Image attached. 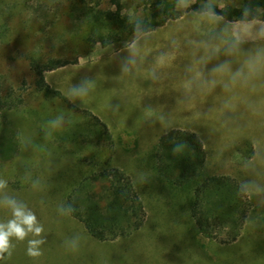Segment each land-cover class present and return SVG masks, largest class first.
<instances>
[{"label":"rangeland","instance_id":"rangeland-1","mask_svg":"<svg viewBox=\"0 0 264 264\" xmlns=\"http://www.w3.org/2000/svg\"><path fill=\"white\" fill-rule=\"evenodd\" d=\"M139 1L0 0V90L3 96L10 93L22 98L15 109L0 108V179L7 182L0 198L7 195L26 204L43 226L45 240L40 246L42 255L31 257L27 254L28 240L38 237L29 234L24 241L13 238L11 256L5 254L0 264H264V108L251 114H246L247 109L234 111V123L249 126L259 138L241 142L240 154L235 151L233 156L218 157L212 142L198 135L204 148L207 146L209 174H231L246 187L244 198L250 205L236 240L225 243L201 235L188 210L191 196L186 188L159 182L148 156L163 128L152 125V118L138 109L133 118L124 115L132 110L119 107L110 111L107 119L116 124H110L116 143L113 164L134 179L145 208L144 224L130 236L101 241L66 208L67 194L89 171L84 160L80 161L84 151L66 137L88 130L92 119L81 110L84 93L73 95L76 100L72 102L80 107L76 110L39 87L45 79L63 95L72 96V85L84 87V76L75 80L71 72L74 66L45 70L42 65L33 70L30 59L36 57L44 63L56 57L83 62L94 47L84 38L90 27L81 10L85 6L115 10L119 5L122 13L140 16ZM192 2L185 0L183 4ZM110 45L123 46L119 42ZM254 47L262 49L257 57L249 54L250 66L255 69L248 68L247 62L243 69L250 72L249 92L244 97L252 103L257 98L264 101V43ZM88 102L96 105L95 97L91 95ZM202 118L199 124L211 125L210 117ZM76 138L77 142L81 139ZM10 142L17 145L14 156L3 157ZM231 152L228 149V154ZM104 155L107 157V151ZM10 218V209L0 204V222ZM226 231L230 232L229 225L222 237Z\"/></svg>","mask_w":264,"mask_h":264},{"label":"crops","instance_id":"crops-1","mask_svg":"<svg viewBox=\"0 0 264 264\" xmlns=\"http://www.w3.org/2000/svg\"><path fill=\"white\" fill-rule=\"evenodd\" d=\"M261 42L264 20L229 21L219 14L190 11L136 35L127 45H95L83 62L63 66L75 67V80L84 76V87L72 85V96L66 97L72 102L74 94L84 93L81 109L95 114L111 131L110 111L122 107L132 110L124 115L135 118L138 109L152 118V125L161 126L162 133L190 130L212 142L216 156H233L243 151L241 142L259 139L249 126L234 123L233 113L237 108L247 109L246 114L264 108L259 98L252 103L244 97L250 72L243 69L246 62L255 69L249 54L262 53L254 47ZM91 95L96 105L88 102ZM204 115L211 125L199 124ZM228 149L233 152L228 154Z\"/></svg>","mask_w":264,"mask_h":264},{"label":"trees","instance_id":"trees-1","mask_svg":"<svg viewBox=\"0 0 264 264\" xmlns=\"http://www.w3.org/2000/svg\"><path fill=\"white\" fill-rule=\"evenodd\" d=\"M184 1L140 0V16L122 13L119 5L115 10L85 6L81 14L90 30L84 38L92 48L97 43L107 46L119 42L124 46L136 35L152 31L190 11L219 14L229 21L264 20V0H193L187 6ZM70 63L68 59L56 57H50L44 63L36 57L30 59L33 70L42 65L45 70H54ZM40 83L41 91L62 99L69 107L80 109L45 79ZM1 92L0 108L15 109L22 103L21 96L13 97L10 93L3 96ZM81 110L86 118L92 119L88 122L90 128L84 132H71L66 139L84 151V158L80 161L84 160L89 171L67 194L66 208L98 240L130 236L145 222L143 201L132 176L113 164L116 143L109 126L89 110ZM77 136L81 137L78 142ZM15 144L8 143L2 156L12 158ZM106 151L107 157L104 155ZM148 158L159 182L173 188H186L191 196L188 210L201 235L225 243L236 240L250 205L244 198L246 187L231 174H209L204 146L194 132L183 129L164 131ZM228 225L230 232L226 231V236L222 237L221 233Z\"/></svg>","mask_w":264,"mask_h":264},{"label":"clouds","instance_id":"clouds-1","mask_svg":"<svg viewBox=\"0 0 264 264\" xmlns=\"http://www.w3.org/2000/svg\"><path fill=\"white\" fill-rule=\"evenodd\" d=\"M6 187L7 182L0 179V190ZM0 204L11 211V218L6 222H0V260L5 259V254L11 256L14 248L13 238L24 241L29 234L38 238L28 240L27 254L31 257L42 255L40 246L45 242L42 237L44 229L35 213L22 201L7 195L0 198Z\"/></svg>","mask_w":264,"mask_h":264}]
</instances>
